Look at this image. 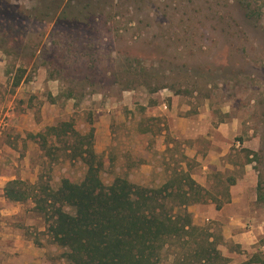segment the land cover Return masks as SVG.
Returning <instances> with one entry per match:
<instances>
[{
	"label": "rangeland",
	"instance_id": "obj_1",
	"mask_svg": "<svg viewBox=\"0 0 264 264\" xmlns=\"http://www.w3.org/2000/svg\"><path fill=\"white\" fill-rule=\"evenodd\" d=\"M87 1L96 9L69 25L27 17L41 0H0L3 223L66 264L31 200L10 202L4 188L82 181L78 137L45 134L68 122L93 132L105 185L125 178L156 189L187 173L205 189L186 206L198 231L168 239L158 264H183L206 234L219 242L220 264H264V0L63 3L82 10Z\"/></svg>",
	"mask_w": 264,
	"mask_h": 264
},
{
	"label": "trees",
	"instance_id": "obj_2",
	"mask_svg": "<svg viewBox=\"0 0 264 264\" xmlns=\"http://www.w3.org/2000/svg\"><path fill=\"white\" fill-rule=\"evenodd\" d=\"M81 3L71 6L63 0H41L27 17L39 21L62 19L71 25L82 12L93 13L96 9L87 1L81 10ZM21 83V75H17L12 86ZM69 94L67 98H74L72 92ZM45 134L78 137L77 146L71 148L86 168L82 181L63 179L53 189L42 179L34 185L13 180L6 184L4 196L14 203L31 200L33 209L46 223L51 243L64 249L61 258L66 264H158L168 239L192 237L198 231L186 206L203 202L205 189L187 173L174 176L156 189L134 185L125 178L105 185L100 177L105 165L92 147V131L79 135L64 122L48 127ZM31 137L45 143L40 133ZM215 204L217 210L222 206ZM218 244L213 235H204L183 264L226 262L216 248Z\"/></svg>",
	"mask_w": 264,
	"mask_h": 264
},
{
	"label": "crops",
	"instance_id": "obj_3",
	"mask_svg": "<svg viewBox=\"0 0 264 264\" xmlns=\"http://www.w3.org/2000/svg\"><path fill=\"white\" fill-rule=\"evenodd\" d=\"M28 117L19 115L18 122ZM17 122V123H18ZM5 210H0V264H51L44 248H33L20 230L3 223Z\"/></svg>",
	"mask_w": 264,
	"mask_h": 264
},
{
	"label": "built area",
	"instance_id": "obj_4",
	"mask_svg": "<svg viewBox=\"0 0 264 264\" xmlns=\"http://www.w3.org/2000/svg\"><path fill=\"white\" fill-rule=\"evenodd\" d=\"M3 125H4V124H3V121H0V131H1L2 128L4 127Z\"/></svg>",
	"mask_w": 264,
	"mask_h": 264
}]
</instances>
